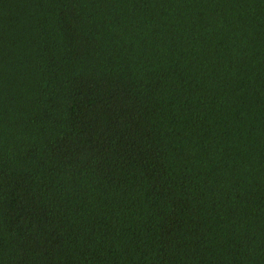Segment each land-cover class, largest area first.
<instances>
[{
    "label": "trees",
    "instance_id": "obj_1",
    "mask_svg": "<svg viewBox=\"0 0 264 264\" xmlns=\"http://www.w3.org/2000/svg\"><path fill=\"white\" fill-rule=\"evenodd\" d=\"M0 264H264V0H0Z\"/></svg>",
    "mask_w": 264,
    "mask_h": 264
}]
</instances>
